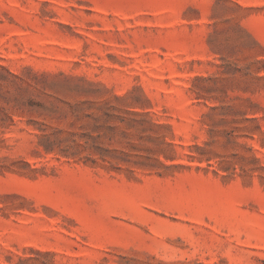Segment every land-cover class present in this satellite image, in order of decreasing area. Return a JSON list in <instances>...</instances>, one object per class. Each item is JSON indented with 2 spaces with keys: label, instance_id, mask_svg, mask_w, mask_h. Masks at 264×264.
<instances>
[{
  "label": "rangeland",
  "instance_id": "rangeland-1",
  "mask_svg": "<svg viewBox=\"0 0 264 264\" xmlns=\"http://www.w3.org/2000/svg\"><path fill=\"white\" fill-rule=\"evenodd\" d=\"M0 264H264V0H0Z\"/></svg>",
  "mask_w": 264,
  "mask_h": 264
}]
</instances>
